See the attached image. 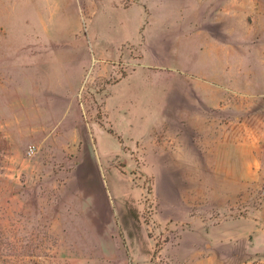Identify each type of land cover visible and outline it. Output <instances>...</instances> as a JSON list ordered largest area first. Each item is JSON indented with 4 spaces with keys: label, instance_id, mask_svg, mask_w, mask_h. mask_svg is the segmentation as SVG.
I'll use <instances>...</instances> for the list:
<instances>
[{
    "label": "rangeland",
    "instance_id": "obj_1",
    "mask_svg": "<svg viewBox=\"0 0 264 264\" xmlns=\"http://www.w3.org/2000/svg\"><path fill=\"white\" fill-rule=\"evenodd\" d=\"M0 264H264V0H0Z\"/></svg>",
    "mask_w": 264,
    "mask_h": 264
},
{
    "label": "crops",
    "instance_id": "obj_2",
    "mask_svg": "<svg viewBox=\"0 0 264 264\" xmlns=\"http://www.w3.org/2000/svg\"><path fill=\"white\" fill-rule=\"evenodd\" d=\"M141 71H144L145 74H148V71H151V69H149L148 66L145 65L144 59H143V62L137 65L136 68L130 74L125 75L124 77L116 81L115 83L108 86V95L105 97V100H104L106 120L111 125L113 133L110 134L106 130H103L102 128H99L98 130H101V132H106L107 134L111 135L115 140H117V143L119 144V146H121V152H122L123 144L120 142V140H122V142L125 144L127 143V145L129 143H136V142L142 143L147 149L145 150L146 152L148 151L155 152L158 150V147L160 146L159 145L160 143L158 142V136H155L154 138H152L151 142L145 143L143 134L146 132L148 133V131L146 130V127L141 129L139 125H134V128H133L134 133L130 136H127L126 140L124 141V139H122L121 136H119L116 133V130L114 129L113 124L110 121V102L113 98V94H114L113 90L114 89L116 90L118 86H121L122 84H125L126 82H128L129 79H133L136 76V74H138L139 76ZM210 76L211 74L209 76L196 75L195 79H199V80L195 83H192L195 88L193 89V93L196 97L197 107L201 105L204 108H209L211 106H214L216 103L219 102L221 98H223V94H222L223 92H221L220 90L216 89L213 86V82ZM202 77H204V79ZM159 82H161V80ZM156 89H159V88H156ZM140 130L141 132H139ZM96 144H97V141H96ZM97 150L98 149L96 145V151ZM106 151L107 153H109V150L105 148L103 152L105 153Z\"/></svg>",
    "mask_w": 264,
    "mask_h": 264
}]
</instances>
